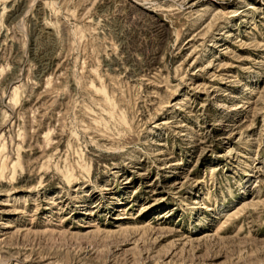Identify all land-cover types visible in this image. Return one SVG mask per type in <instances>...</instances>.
<instances>
[{
    "label": "rangeland",
    "instance_id": "374dc122",
    "mask_svg": "<svg viewBox=\"0 0 264 264\" xmlns=\"http://www.w3.org/2000/svg\"><path fill=\"white\" fill-rule=\"evenodd\" d=\"M0 264H264V0H0Z\"/></svg>",
    "mask_w": 264,
    "mask_h": 264
}]
</instances>
